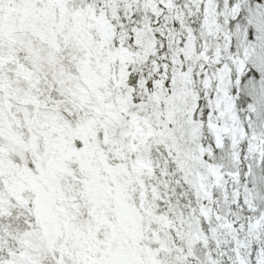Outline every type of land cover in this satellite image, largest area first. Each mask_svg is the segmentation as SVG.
Segmentation results:
<instances>
[{
  "label": "snow or ice",
  "instance_id": "snow-or-ice-1",
  "mask_svg": "<svg viewBox=\"0 0 264 264\" xmlns=\"http://www.w3.org/2000/svg\"><path fill=\"white\" fill-rule=\"evenodd\" d=\"M0 264H264V0H0Z\"/></svg>",
  "mask_w": 264,
  "mask_h": 264
}]
</instances>
